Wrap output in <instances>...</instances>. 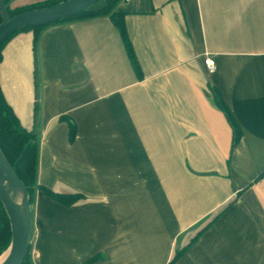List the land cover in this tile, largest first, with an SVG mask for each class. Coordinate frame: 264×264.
Returning <instances> with one entry per match:
<instances>
[{"label": "crops", "instance_id": "1", "mask_svg": "<svg viewBox=\"0 0 264 264\" xmlns=\"http://www.w3.org/2000/svg\"><path fill=\"white\" fill-rule=\"evenodd\" d=\"M116 10L141 80L108 17L46 28L36 55L31 31L2 50L3 96L37 135V184L82 196L64 206L35 191L32 264H264V0ZM211 89L241 130L233 149Z\"/></svg>", "mask_w": 264, "mask_h": 264}, {"label": "trees", "instance_id": "2", "mask_svg": "<svg viewBox=\"0 0 264 264\" xmlns=\"http://www.w3.org/2000/svg\"><path fill=\"white\" fill-rule=\"evenodd\" d=\"M15 0H4L5 5L7 6L8 13L12 17L16 14L33 10L39 9L44 7H49L56 5L60 2L66 0H46L41 2V4H36L33 6L28 7H12V4ZM122 0H100L96 3L93 7L80 12L73 18H70L66 21H61L55 24H47V25H40L35 26L28 29H23L12 33L3 43L0 44V61L2 59V50L4 46L9 42L15 35L20 32H28L31 31L33 33V49L36 55V46L39 39V36L42 31L46 28L67 23L73 21H83L89 20L99 17H108L113 25L119 31L120 37L122 39L126 54L132 66V69L139 80L142 79V71L139 66V63L135 57V53L132 48L131 41L128 37L125 23H124V16L125 14L116 10V6ZM103 3L104 6L102 8L96 9L99 3ZM1 15H0V23H1ZM211 93L213 96V100L216 106L223 112L229 125L232 128V149L237 146L241 139V130L239 125L237 124L234 116L232 115L229 108L224 104L220 94L215 89H211ZM36 111V110H35ZM69 137L72 140L75 136L76 129L74 125H70L69 130ZM0 150L4 157L7 159L9 164L12 166L13 170L23 183L24 187L26 188L30 204H33L35 191L41 190L46 196L52 198L56 202L64 205V206H71L79 201L82 196L79 194H56L52 191L39 186L37 184V167H38V139L37 135L34 134L33 131H27L24 129L14 114L11 107L6 102L3 93L0 87ZM264 172L260 174L262 177ZM202 232V231H201ZM199 232L197 236L193 239V241L201 234ZM11 241V230L8 217L4 210L2 203L0 202V256L7 250ZM186 250L183 248L179 252H177L172 261H175L178 257L182 255V253ZM101 257L99 255H95L88 260L84 261L82 264H96ZM21 264H32L29 256V252L25 260Z\"/></svg>", "mask_w": 264, "mask_h": 264}, {"label": "water", "instance_id": "3", "mask_svg": "<svg viewBox=\"0 0 264 264\" xmlns=\"http://www.w3.org/2000/svg\"><path fill=\"white\" fill-rule=\"evenodd\" d=\"M100 0H66L56 5L10 16L0 0V44L12 33L40 25L55 24L75 17ZM36 134V132H34ZM0 202L9 220L11 241L0 264H21L28 255L32 227L31 204L23 183L0 150ZM0 256V257H1Z\"/></svg>", "mask_w": 264, "mask_h": 264}, {"label": "built area", "instance_id": "4", "mask_svg": "<svg viewBox=\"0 0 264 264\" xmlns=\"http://www.w3.org/2000/svg\"><path fill=\"white\" fill-rule=\"evenodd\" d=\"M203 63L208 73H213L215 71V62L209 55L205 56Z\"/></svg>", "mask_w": 264, "mask_h": 264}, {"label": "bare ground", "instance_id": "5", "mask_svg": "<svg viewBox=\"0 0 264 264\" xmlns=\"http://www.w3.org/2000/svg\"><path fill=\"white\" fill-rule=\"evenodd\" d=\"M6 254H4L3 256L0 257V263L2 262V260L5 258Z\"/></svg>", "mask_w": 264, "mask_h": 264}, {"label": "rangeland", "instance_id": "6", "mask_svg": "<svg viewBox=\"0 0 264 264\" xmlns=\"http://www.w3.org/2000/svg\"><path fill=\"white\" fill-rule=\"evenodd\" d=\"M37 4H39V3H37ZM33 5H36V4H33ZM33 5L32 4H27V5H23V7H28V6H33Z\"/></svg>", "mask_w": 264, "mask_h": 264}]
</instances>
